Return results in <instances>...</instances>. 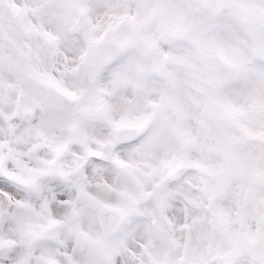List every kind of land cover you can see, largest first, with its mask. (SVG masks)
I'll return each instance as SVG.
<instances>
[{
    "label": "snow or ice",
    "instance_id": "1",
    "mask_svg": "<svg viewBox=\"0 0 264 264\" xmlns=\"http://www.w3.org/2000/svg\"><path fill=\"white\" fill-rule=\"evenodd\" d=\"M0 264H264V0H0Z\"/></svg>",
    "mask_w": 264,
    "mask_h": 264
}]
</instances>
